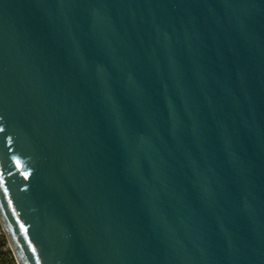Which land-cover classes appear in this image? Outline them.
Listing matches in <instances>:
<instances>
[{
	"label": "water",
	"instance_id": "95a60500",
	"mask_svg": "<svg viewBox=\"0 0 264 264\" xmlns=\"http://www.w3.org/2000/svg\"><path fill=\"white\" fill-rule=\"evenodd\" d=\"M0 223L19 264H264V0H0Z\"/></svg>",
	"mask_w": 264,
	"mask_h": 264
},
{
	"label": "rangeland",
	"instance_id": "374dc122",
	"mask_svg": "<svg viewBox=\"0 0 264 264\" xmlns=\"http://www.w3.org/2000/svg\"><path fill=\"white\" fill-rule=\"evenodd\" d=\"M0 251L4 254L5 264H16L15 256L0 223Z\"/></svg>",
	"mask_w": 264,
	"mask_h": 264
},
{
	"label": "trees",
	"instance_id": "16d2710c",
	"mask_svg": "<svg viewBox=\"0 0 264 264\" xmlns=\"http://www.w3.org/2000/svg\"><path fill=\"white\" fill-rule=\"evenodd\" d=\"M0 264H5V258H4V254L2 253V251H0Z\"/></svg>",
	"mask_w": 264,
	"mask_h": 264
},
{
	"label": "built area",
	"instance_id": "2783aa9c",
	"mask_svg": "<svg viewBox=\"0 0 264 264\" xmlns=\"http://www.w3.org/2000/svg\"><path fill=\"white\" fill-rule=\"evenodd\" d=\"M12 251H13V250H12ZM13 253H14V252H13ZM14 256H15V253H14ZM15 260H16V264H19V263H18V261H17V258H16V256H15Z\"/></svg>",
	"mask_w": 264,
	"mask_h": 264
},
{
	"label": "bare ground",
	"instance_id": "6f19581e",
	"mask_svg": "<svg viewBox=\"0 0 264 264\" xmlns=\"http://www.w3.org/2000/svg\"><path fill=\"white\" fill-rule=\"evenodd\" d=\"M17 258V257H16ZM18 261V260H17Z\"/></svg>",
	"mask_w": 264,
	"mask_h": 264
}]
</instances>
